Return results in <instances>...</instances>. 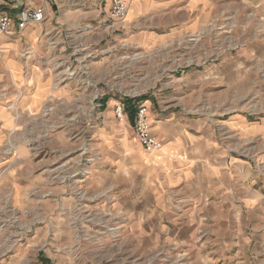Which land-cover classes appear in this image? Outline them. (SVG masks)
<instances>
[{
  "label": "rangeland",
  "instance_id": "374dc122",
  "mask_svg": "<svg viewBox=\"0 0 264 264\" xmlns=\"http://www.w3.org/2000/svg\"><path fill=\"white\" fill-rule=\"evenodd\" d=\"M175 1L184 4L151 13L161 38L139 46L127 38L132 0L122 16L112 14V0H0V13L15 26L31 7L44 12L40 22L5 35L21 47L4 51L0 41V59L8 53L27 60L42 44L45 63L36 68L56 84L28 107L8 100L22 96L17 86H0V264H264V211L237 212L221 233L198 218L194 234H148L137 213L148 204L141 196L129 203L130 193L143 188L129 160L122 163L123 181L112 184L120 176L109 152L124 138L117 127L137 139L132 127L145 107L150 125L158 109L206 121L226 156L250 167L253 188L264 195L260 6L205 0L201 11L199 0ZM28 25L42 35L32 48L25 45ZM46 31L58 33L59 43ZM230 119L242 121L235 132ZM172 198L169 211L179 215L183 206ZM168 220L177 228L187 219Z\"/></svg>",
  "mask_w": 264,
  "mask_h": 264
},
{
  "label": "crops",
  "instance_id": "0c3cea01",
  "mask_svg": "<svg viewBox=\"0 0 264 264\" xmlns=\"http://www.w3.org/2000/svg\"><path fill=\"white\" fill-rule=\"evenodd\" d=\"M253 1L260 6L258 12L261 13L260 17L264 24V0ZM198 2L199 10L204 11L207 1L199 0ZM181 4L184 3L175 0H132L131 13L126 20L129 31H133L127 37L129 42L139 46H149L156 42L161 36L156 34L155 27L151 28V13ZM187 26V22H184L176 29L179 31L180 28H187ZM39 33L38 28L28 25L25 28V34L30 39L26 40L25 45L32 48V40L42 36ZM46 34L52 44L59 43L58 33L46 31ZM8 39H10L8 36L0 34L4 51H8L11 47H14V50L20 49L21 45L19 47L17 42L14 43ZM40 42L42 43L43 39ZM48 51L49 49L45 52ZM42 53L41 44L27 60L17 56L12 57L8 53L0 59L1 76H3L0 86L12 89L17 86L22 94L19 99L8 98L10 102L13 101L24 107L36 105L43 102L49 90L56 86L46 71L36 68V65L45 63L44 60H40V57H43L40 55ZM150 118L151 132L161 142L159 149L145 151L136 141L137 139L132 137L128 129L123 126L117 127L119 133H124L122 145L113 150L115 154L109 152L116 156L114 157L117 160L114 162L117 169L116 175L120 176L115 183H112L115 184L114 186L118 184V181H123L121 167L125 159L129 160L131 171L137 172L141 178L143 188L139 193H130L129 203L135 205L134 201L141 196L148 204L147 209L137 210L138 217L145 219L143 224L147 227L146 233L149 234L151 230L155 232L158 229L164 234L176 232L178 237L185 233L194 234L199 229L198 218H204L211 224L206 226L215 228L216 233H221L225 219H233L237 212L249 211L252 208L254 211H264V195L253 188L250 167L235 158L226 156L228 150L223 149L220 142L214 139L215 134L210 124L202 119L184 117L178 110L158 109L150 113ZM237 122L242 123L240 119H230L227 123L233 132L239 127L236 125ZM261 126L264 129V124ZM109 154L106 160L110 161ZM129 179L131 180L128 182L131 184L133 182L135 185H140L136 179ZM171 198L178 201V206L181 204L183 206L179 215L169 211L168 203ZM237 203L248 206V209L242 206L237 207ZM116 204V208L120 206ZM180 216H184L187 220L179 227L174 228L167 224L168 219L178 220Z\"/></svg>",
  "mask_w": 264,
  "mask_h": 264
},
{
  "label": "built area",
  "instance_id": "2783aa9c",
  "mask_svg": "<svg viewBox=\"0 0 264 264\" xmlns=\"http://www.w3.org/2000/svg\"><path fill=\"white\" fill-rule=\"evenodd\" d=\"M127 0H112L111 8L112 14L115 16H122L127 10ZM44 18L43 8L41 6L31 7L26 12H24L19 21H17L16 26L19 29L24 28L27 24L38 23ZM14 23L10 17L5 14L0 13V34L8 35L12 33L14 29ZM15 26V27H16ZM115 116L119 120H123V113L121 105L119 103L114 104ZM133 131L136 138L142 148L145 151H154L161 147V142L157 139L151 132L150 120L146 115V108L141 107L138 109L136 118L133 124Z\"/></svg>",
  "mask_w": 264,
  "mask_h": 264
}]
</instances>
